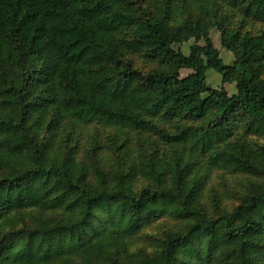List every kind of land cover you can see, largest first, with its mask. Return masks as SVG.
<instances>
[{
	"label": "trees",
	"instance_id": "1",
	"mask_svg": "<svg viewBox=\"0 0 264 264\" xmlns=\"http://www.w3.org/2000/svg\"><path fill=\"white\" fill-rule=\"evenodd\" d=\"M222 1L264 21V0H203L205 18L178 24L170 6L161 15L150 0H0V221L12 211L24 215L26 208L73 200L58 222L38 219L31 228L11 221L0 234V264H80L77 255L88 264H124L125 238L172 203L195 219L168 238L160 258L135 264H219L216 258L264 264V187L242 197L230 214L207 217L193 205L192 180L176 190L155 182L134 191L133 166L125 170L122 162L117 184L97 189L87 182L90 172L103 176L89 163L90 147L79 155L58 140L66 120L153 132L161 130L154 125L160 115L200 121L216 108L205 128L196 129L194 145L205 152L221 142L225 151L213 164L264 173V150L256 155L227 142L243 114L247 132L264 134V30L245 33L236 44L214 11ZM133 22L132 39L112 40V31ZM213 24L233 65L223 63L208 37ZM192 36L205 42L189 54L175 48ZM209 68L223 84L235 82L237 93L209 85ZM160 134L176 145L192 135L188 128Z\"/></svg>",
	"mask_w": 264,
	"mask_h": 264
},
{
	"label": "rangeland",
	"instance_id": "2",
	"mask_svg": "<svg viewBox=\"0 0 264 264\" xmlns=\"http://www.w3.org/2000/svg\"><path fill=\"white\" fill-rule=\"evenodd\" d=\"M202 1L150 0L152 2L151 7L158 6L161 15L170 6L174 24L184 23L186 20L197 22L198 19L205 18V12L201 9ZM214 11L218 19L227 21L226 27L236 36V44L245 33L257 34L264 30V21H256L251 17L244 16L240 7H233L227 2H218ZM136 30L137 23H127L112 31L110 37L118 42L124 39H132ZM208 37L219 50L223 63L233 65L235 56L233 52L223 46L217 25L210 26ZM204 42V39H196L192 36L181 44L175 45V48H180L184 54H189L192 48ZM137 58L141 60L144 57L138 55ZM262 71L260 78L264 81V69ZM188 72L189 70H181V75L184 76ZM206 76L208 84L212 87L219 88L223 85L229 95L237 93L235 82L223 84L221 75L212 68L206 71ZM217 112L218 110L215 108L200 121L186 120L181 116L168 117L167 115H160L156 118L154 125L161 130L171 132V134L188 128V132L192 135L180 145L164 141L160 134L161 130L129 132L110 126L84 124L70 120L64 121L59 130L58 140L62 141V146L66 144L73 146L79 155H84L87 148L90 147L93 158L90 156L91 161L89 163L98 165L102 169L103 176H95L90 172L87 182L97 189H102L105 186L112 187L117 184L122 165H124L125 170L132 165L134 176L131 187L134 191L146 184H154L155 182L162 189L176 190L180 185L184 186L187 181L192 180L193 205L200 207L207 217H216L221 213L230 214L242 197L264 187V173L260 175L235 173L232 170L233 166L219 167L212 163V158L225 151L223 143H215L205 152L201 150L200 146L194 145V142L197 141L196 129L205 128L208 121ZM247 123L248 117L245 114L239 116V120L233 126L227 142L238 143L242 149L252 150L258 155L264 150V134L247 132ZM69 132L73 133L74 139L68 137ZM123 151H126L125 155ZM186 167H188L189 173H186ZM71 204H73V200H68L61 206L50 209L36 205L24 209V215L12 211L8 219L0 221V234L7 232L11 221L18 220L19 225L28 224L31 228L34 227V220L37 221L38 219L41 223L58 222L62 219V214L67 213L66 208ZM193 219L195 216L184 214L177 203L168 205L154 221L125 238L124 246L121 245L120 260L124 264H135L160 258L168 238L175 233L184 231ZM105 255L104 253L101 254L102 259L110 262L104 257ZM74 262L88 264L82 260L80 255L74 257ZM215 262L225 264L217 258Z\"/></svg>",
	"mask_w": 264,
	"mask_h": 264
}]
</instances>
